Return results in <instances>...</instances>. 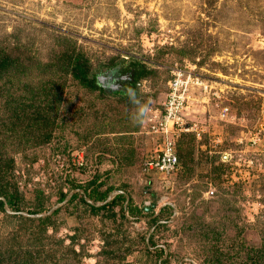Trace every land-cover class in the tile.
<instances>
[{"label":"rangeland","instance_id":"1","mask_svg":"<svg viewBox=\"0 0 264 264\" xmlns=\"http://www.w3.org/2000/svg\"><path fill=\"white\" fill-rule=\"evenodd\" d=\"M2 48L28 74L0 80V184L52 213L0 209V264H264V0H0ZM181 68L193 129L178 171L149 172L146 119ZM35 82L63 97L4 110Z\"/></svg>","mask_w":264,"mask_h":264},{"label":"built area","instance_id":"2","mask_svg":"<svg viewBox=\"0 0 264 264\" xmlns=\"http://www.w3.org/2000/svg\"><path fill=\"white\" fill-rule=\"evenodd\" d=\"M199 83V75L178 69L169 81V91L162 109L148 115L144 128L156 143L153 153L145 160V167L149 172L170 175L178 171L180 157L177 143L185 132L193 129L187 116L192 87ZM227 110L225 108L224 112Z\"/></svg>","mask_w":264,"mask_h":264},{"label":"trees","instance_id":"3","mask_svg":"<svg viewBox=\"0 0 264 264\" xmlns=\"http://www.w3.org/2000/svg\"><path fill=\"white\" fill-rule=\"evenodd\" d=\"M16 56L17 55H15V54L12 55L11 53H8L3 48L0 49V80H5L6 82L8 81L11 83L12 81H11V79H8L7 75L14 70H16L15 71L16 74L14 73L15 74L14 78L20 77L22 72L24 74L25 73L28 74L27 71L22 69V66H23L22 62L19 61V58ZM69 65H71V68H69V70L71 71L72 75L74 76V79H77L83 86L91 87L92 90H94L98 87V85L96 84V81H97L96 77L95 76L91 77L89 75L88 69H85V67H84V66H86V62L80 61L77 64H73L70 62ZM14 66H15V68H13ZM139 77H140L139 73H136V75L134 76L135 79H138ZM47 82H49V81H47ZM47 82H45L46 84H43L41 86H38L39 82H35V83L30 84V85L26 84L25 88H27V91L25 93L22 92L20 94H15L14 92H11V93L7 92L6 94H4V96H6V97H2L3 99L5 98L4 99L5 105L3 107L4 110L10 111V113H12V116H14V118L16 117L18 119V118H20V116H22L21 114L25 113L26 106H23V104H25V103L27 104L29 101V103H31L30 106H32L34 104V102L36 101V98L39 97V94H41L43 96H53L55 98V102L56 103L59 102L61 100V98L63 97L62 92H59L61 90L60 89L61 87H58V88L56 87V89L53 90L52 88H50L47 85ZM41 92H43V93H41ZM50 102H54V100H49V103ZM19 105L22 107H19ZM17 126H18V124L16 122L12 121L11 126L10 127L8 126V127L11 130H14L17 128ZM0 179H2L1 178V171H0ZM3 187H4V185L0 184V209L3 211H6V206L8 205L12 210L19 212L20 206L18 204V197L16 195H14L13 193H11L10 191H8L7 189H3ZM86 193L88 194L89 197L94 198L95 201L101 200L100 198L95 197L94 194L89 193L87 191V189H85V194ZM1 196L4 197L5 199H2ZM65 196H66V193L62 192L61 198L64 199ZM75 197H76V194H73L71 201ZM82 201L84 203L90 205L94 210H98V209L106 207V205L99 207V206L90 204L85 199V197L82 199ZM30 213L32 214L34 212H30ZM18 216L23 217V218H27L30 220L34 219L32 217L24 216L22 214H19ZM37 219H39L43 222H47V221H50L51 216L50 215L40 216ZM45 224H47V223H45Z\"/></svg>","mask_w":264,"mask_h":264},{"label":"water","instance_id":"4","mask_svg":"<svg viewBox=\"0 0 264 264\" xmlns=\"http://www.w3.org/2000/svg\"><path fill=\"white\" fill-rule=\"evenodd\" d=\"M72 195H73V193L69 194V195L65 198V200H64L63 203H67V202L71 199ZM2 199H5V198L2 197ZM86 199H87L90 203H93L92 200H90L88 197H86ZM60 205H61V204L56 205V206L54 207L53 210L57 209ZM6 207H7V206H6ZM7 211H8L9 213H22V214L31 215V216L33 215V214H30V213H27V212L13 211V210L9 209L8 207H7ZM50 213H52V210L49 211L48 213H40V214L33 215V216H39V217H40V216L48 215V214H50Z\"/></svg>","mask_w":264,"mask_h":264},{"label":"crops","instance_id":"5","mask_svg":"<svg viewBox=\"0 0 264 264\" xmlns=\"http://www.w3.org/2000/svg\"><path fill=\"white\" fill-rule=\"evenodd\" d=\"M78 191H81V192L84 194V197H85V199H86V197L88 196V194H87V193L85 194V192H84L82 189H79ZM73 193H74V192H73ZM72 196H73V195H72ZM114 196H115V195H114ZM95 197H96V196H95ZM71 198H72V197H71ZM88 198H89V197H88ZM98 198H99V197H98ZM89 199H90V198H89ZM127 199H128V198H127ZM70 200H71V199H70ZM86 200H87V199H86ZM90 200H91V199H90ZM94 200H95V199H94ZM87 201H88V200H87ZM88 202H89V201H88ZM92 202H93V203H90V202H89V203H90V204H93V205H96V206H99V205L104 204L106 201H105V202H99V201H98V202H97V201L94 202V201H92Z\"/></svg>","mask_w":264,"mask_h":264}]
</instances>
